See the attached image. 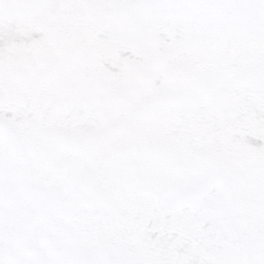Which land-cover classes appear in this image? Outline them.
<instances>
[{"label":"rangeland","instance_id":"374dc122","mask_svg":"<svg viewBox=\"0 0 264 264\" xmlns=\"http://www.w3.org/2000/svg\"><path fill=\"white\" fill-rule=\"evenodd\" d=\"M193 2L16 0L0 35V163L47 189L23 209L26 244L77 238L75 205L104 199L122 205L129 239L198 217L185 253L186 232L157 249L169 259L231 238L237 194L264 181V95L189 87L205 35Z\"/></svg>","mask_w":264,"mask_h":264},{"label":"snow or ice","instance_id":"6c2138e0","mask_svg":"<svg viewBox=\"0 0 264 264\" xmlns=\"http://www.w3.org/2000/svg\"><path fill=\"white\" fill-rule=\"evenodd\" d=\"M191 6L205 18V35L199 64L185 72L189 87L207 91L222 83L242 90L245 100L264 95V0H194ZM18 7L16 0H0V35L15 28L9 18L11 9ZM97 39H106V32H98ZM46 190L23 179L13 181L0 163V264H186L180 257L157 255V249L167 248L178 233L186 232L178 249L183 254L198 239V217L173 222L171 214L166 220H153L143 234L129 239L132 233L115 212L122 205L104 199L75 205L73 223L81 225L77 238L41 249L24 242L22 212ZM236 205L231 238L216 251L202 246L187 264H264V181L239 192ZM64 215L59 212L57 219Z\"/></svg>","mask_w":264,"mask_h":264}]
</instances>
